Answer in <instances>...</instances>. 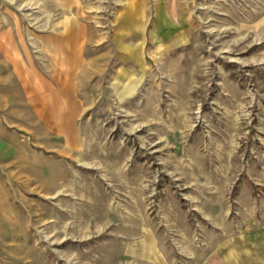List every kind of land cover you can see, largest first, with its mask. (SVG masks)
Wrapping results in <instances>:
<instances>
[{
    "label": "rangeland",
    "instance_id": "374dc122",
    "mask_svg": "<svg viewBox=\"0 0 264 264\" xmlns=\"http://www.w3.org/2000/svg\"><path fill=\"white\" fill-rule=\"evenodd\" d=\"M0 264H264V0H0Z\"/></svg>",
    "mask_w": 264,
    "mask_h": 264
},
{
    "label": "crops",
    "instance_id": "0c3cea01",
    "mask_svg": "<svg viewBox=\"0 0 264 264\" xmlns=\"http://www.w3.org/2000/svg\"><path fill=\"white\" fill-rule=\"evenodd\" d=\"M65 35L60 34V63L52 70L54 71L51 81L45 82L44 77H41L39 83H36V93L41 96L48 94L56 95L60 104V128L73 127L74 121L79 117L81 112L82 101L79 95L78 82L81 61L80 48L78 45L69 47L66 46ZM34 72V69H32ZM44 100V99H42Z\"/></svg>",
    "mask_w": 264,
    "mask_h": 264
}]
</instances>
